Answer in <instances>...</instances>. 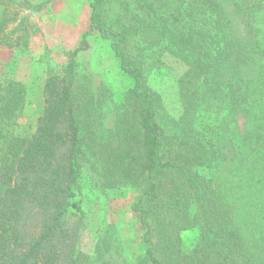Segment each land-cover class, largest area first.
I'll return each mask as SVG.
<instances>
[{"label":"trees","instance_id":"1","mask_svg":"<svg viewBox=\"0 0 264 264\" xmlns=\"http://www.w3.org/2000/svg\"><path fill=\"white\" fill-rule=\"evenodd\" d=\"M119 3L128 19L109 16L107 7ZM245 4L90 0L81 47L58 70L46 67L33 128L23 114L26 83L0 67V264H264V64L245 28ZM4 22L0 45L12 34ZM93 35L131 81L117 97L78 76V53ZM133 43L157 46L161 66L184 67L173 80L177 119L193 117L191 138L165 134L162 97L147 84ZM234 84L252 90L228 96L224 111L221 92ZM210 111L230 132L223 143L197 136ZM83 180L133 195L126 227L140 228L134 238L109 212L85 248Z\"/></svg>","mask_w":264,"mask_h":264},{"label":"rangeland","instance_id":"2","mask_svg":"<svg viewBox=\"0 0 264 264\" xmlns=\"http://www.w3.org/2000/svg\"><path fill=\"white\" fill-rule=\"evenodd\" d=\"M89 1L0 0V20L5 19V33L12 32L9 44L0 45V67L5 65L4 70L26 83V104L23 114L32 128L44 108L43 85L46 67L48 64H55L58 70L59 65L66 61V56L75 48L81 47V34L88 28ZM243 4L249 22L245 28L249 29L252 39L258 40L264 64V0H243ZM35 5L39 7L30 10V6ZM121 7L124 5L120 3L112 5L110 9L107 7L109 16L120 15L128 19L129 12ZM25 15L26 19L22 23L21 20ZM88 44L89 46L81 49L77 56L78 76L84 80L90 79L93 88L103 83L117 97L130 85V79L120 72L108 44L103 39L93 35L88 38ZM156 48L157 46L148 44L138 49L136 43L129 47L145 70L147 84L162 97L159 121L164 127L165 134L191 138L195 134L189 127V122L193 124V117L177 119L181 108L175 95L173 80V75L180 73L184 67L167 60L165 61L168 67L165 64L162 66L158 64L155 61ZM250 90H252L250 86L238 84L225 87L220 97L222 110L226 111V108L223 109V101L228 96L241 92L248 94ZM203 118L205 126L197 136L213 145L223 143L230 133L229 130L219 123L212 111L206 112ZM83 185L85 204L89 213V229L84 238L85 248L92 247L96 240L97 229L109 212H113L109 215L110 219H115L118 224H124L125 229L122 228L124 233H127L126 236L134 238L140 228L136 226L134 233L133 229L126 227L127 222L134 215L130 207L134 202L133 195L122 189L104 193L92 189L84 180ZM125 234L120 232L122 237H125Z\"/></svg>","mask_w":264,"mask_h":264}]
</instances>
